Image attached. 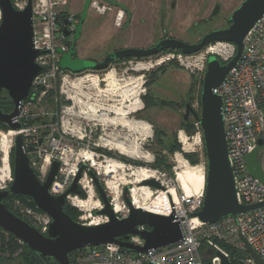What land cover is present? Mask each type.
<instances>
[{"label":"rangeland","instance_id":"374dc122","mask_svg":"<svg viewBox=\"0 0 264 264\" xmlns=\"http://www.w3.org/2000/svg\"><path fill=\"white\" fill-rule=\"evenodd\" d=\"M86 1L60 0L58 10L60 13H73L79 22V15L88 6ZM93 1L94 4H89L82 35L77 41L76 54L79 58L102 61L114 50L148 48L164 37H175L188 43L198 42L207 32L228 26L231 14L244 0H116L127 6L130 19L126 11L105 0ZM217 4L220 11L213 16L212 11ZM174 52L178 51L167 50L148 58L113 61L105 70H88L77 74L65 71L44 95H37L24 122L26 126L36 129L35 137H55L59 141L58 147L72 149L66 152L68 165L63 166L66 172L73 165L82 163L84 157L88 159L86 163L94 162L93 168L89 166L88 169L100 173L98 177L108 190L110 185L116 186L120 202L126 187L135 188L139 194L147 192V189H142L143 181H136L144 168L152 169L149 179L155 178L154 173H165L167 179H176V186L173 187L179 194V191H183L182 184L189 182V179H201L202 172L204 175L206 172L205 147L203 141H199L194 119L189 117L187 121L184 120L187 103L200 112L199 97L206 69L186 67L177 59L159 64L162 58ZM217 59L221 64L226 63L219 57ZM147 96H152L157 104L146 108L144 97ZM31 120L35 122L31 124ZM188 124L192 126L191 133L185 128ZM145 125L149 128L148 132ZM156 130L161 135L156 134ZM16 135L12 130L0 128L2 188H7L12 182L11 153L14 155ZM34 136L27 137L29 142L34 140ZM161 136L165 141L164 147L159 145ZM107 141L110 145L118 142L130 149L137 146L145 157L126 156L112 146H105ZM174 142L180 145V149L171 152ZM45 146L43 143L40 147L32 148L37 162L34 167L39 176L45 163ZM99 149L110 150L113 156ZM159 153L165 157L170 170L151 166L157 164ZM115 154L124 155L140 164L122 161ZM192 158L196 164H192ZM113 162L120 164V167L116 168L115 178L111 179V176L103 174V168ZM85 171L80 187L86 196L71 194L67 199L68 204L80 211L79 222L98 218L96 211L103 207L92 177L88 170ZM90 192L93 193L91 202L83 209L79 203L87 200ZM109 192L111 196L116 195ZM142 199L143 195L138 203H142ZM8 204L23 219L34 223L35 218L27 214L28 207L21 200L12 198ZM8 256V253L0 252V264H16L20 260L18 256L15 259ZM207 261L211 264V259Z\"/></svg>","mask_w":264,"mask_h":264},{"label":"water","instance_id":"95a60500","mask_svg":"<svg viewBox=\"0 0 264 264\" xmlns=\"http://www.w3.org/2000/svg\"><path fill=\"white\" fill-rule=\"evenodd\" d=\"M105 1L129 12L126 5L116 0ZM86 3L88 6H85L81 13L69 50L65 52L59 49L61 68L74 74L88 70H105L115 60L128 57L148 58L167 49H179L185 54H192L219 41L236 45L235 56L225 64H221L216 55L209 57L200 95V112L198 113L190 103L186 106L185 120L192 116L200 122L206 155L203 206L190 216L198 217L205 223H215L229 215H237L263 206L264 202L243 205L237 200L222 114V98L213 93V88L221 84L237 64L243 51L244 37L264 13V0H244L231 14L228 26L207 32L198 42L188 43L175 37H164L148 48L127 47L114 50L102 61L75 57L77 41L81 38L92 0H87ZM219 11L220 5L217 4L212 15H217ZM0 12V93L7 91L14 103V109L10 113L0 109V122L8 125L10 130L18 131L22 128V123L17 120L19 104L29 96L35 77L42 71V67L36 63V57L41 51L34 48L32 0H29L28 6L23 10L16 9L12 0H0ZM63 32L67 37L71 35L66 27ZM259 143L262 146L249 153L246 160L250 173L264 182V174L257 157L258 152L264 148V139H260ZM28 149L32 150V147ZM30 159L24 135L19 133L14 142L13 180L8 188L0 189V229L26 244L45 264H73L70 254L87 246L115 243L125 251L143 253L151 249L165 248L183 238V228L174 213L166 216L135 207L128 187L124 189L123 197L130 207V212L127 217L119 218L110 203L104 185L92 169H89L88 173L103 203V208L96 211V214L105 215L109 220L99 225H86L74 220L64 210V206L71 194L81 193L79 182L88 165L83 163L79 166L77 175L65 192L53 195L50 193V188L59 171L60 162L52 161L47 177L41 180ZM142 185L167 191L154 178L143 181ZM10 195L30 199L52 218L47 234L41 233L35 226L6 206L5 199ZM140 225L147 226V229L139 230ZM131 235L140 236L144 240V245L131 242ZM243 241L255 264H264V259L244 237ZM212 255L219 256L221 264L229 263V258L222 251L211 249L204 253V261L206 262Z\"/></svg>","mask_w":264,"mask_h":264},{"label":"built area","instance_id":"2783aa9c","mask_svg":"<svg viewBox=\"0 0 264 264\" xmlns=\"http://www.w3.org/2000/svg\"><path fill=\"white\" fill-rule=\"evenodd\" d=\"M12 3L16 9L23 10L28 6L29 0H12ZM59 4L60 0H32L33 42L34 48L41 51L36 57V63L42 67V71L35 77L29 96L20 101L17 120L22 123V128L14 131L17 134L22 133L24 135L26 150L31 157L30 161L33 167L36 166L37 162L34 158V151L29 150L28 147H40L43 143L47 145L43 149L45 163L40 172V176L44 180L47 177L52 161L58 160L60 162L59 171L50 188V193L53 195L65 192L77 175L79 166L88 160L84 157L82 163L73 165L66 172V168H63V166L68 165V161L65 160L67 157L66 152L72 151V149L69 147L62 149L58 147L59 141L55 137H47L45 139L35 137L36 129L26 126L24 122V119L29 117L30 105L34 103L37 95L39 93L44 95L53 82L57 80L58 76L65 72L60 65L61 53L59 49L65 52L69 50L79 22L73 13H66L64 18H61L58 10ZM91 4H94L93 0ZM65 27L71 33L68 37L63 32ZM236 51L235 44L219 41L209 44L196 53L185 54L181 51L171 53L168 57L162 58L159 64L167 60L177 59L178 62L186 67L205 70L211 55H216L227 63L235 56ZM213 93L220 95L222 98V114L237 200L243 205L263 203L264 182L250 173L246 157L257 147H261L262 144L259 143V140L264 139V13L244 37L243 51L237 64L230 70L223 82L213 88ZM193 119L198 129L199 141L201 142L202 130L200 122L195 118ZM32 135H35L34 140L29 142L27 137ZM257 157L264 174V148L258 152ZM86 164L88 167H92L94 162ZM204 166L206 170V155ZM88 167L85 170H89ZM85 174L86 171H84L83 175ZM96 175L99 176L100 173L96 172ZM154 175V179L159 181L167 190L169 186H176L174 185L176 179L174 181L173 179H167L165 173H159L158 175L154 173ZM10 179L13 180L11 177ZM205 184L193 195H186L183 191H179L177 201L169 200V205L164 207L168 213H157L166 216L174 213L175 217L180 220L183 228V238L179 242L165 248L151 249L143 253L125 251L124 248L115 243L87 246L73 251L71 262L73 264H205L204 253L209 249L213 251L220 250L229 258V253L221 247L220 243L222 242L236 249L247 251L243 237L264 259V205L237 215H229L215 223L202 222L198 217H191L190 215L199 211L203 206ZM0 189L3 188L0 187ZM105 189L116 215L119 218L127 217L130 207L124 197L119 202V196L116 199L115 196H111L107 186H105ZM131 189L128 188V191L132 199ZM24 204L28 207L27 214L35 218L32 225L41 233L47 234L52 218L37 206L33 207L29 204ZM133 205L140 207L134 203ZM37 210H40L41 213L38 214ZM97 216L102 218V223L109 220L105 215ZM92 220L81 223L91 225L90 222ZM138 229L145 230L147 226L140 225ZM130 241L137 245H144V240L137 235H131ZM208 259H211V264H221L219 256L212 255ZM244 262L246 264H255L254 259L250 255L244 259Z\"/></svg>","mask_w":264,"mask_h":264},{"label":"trees","instance_id":"16d2710c","mask_svg":"<svg viewBox=\"0 0 264 264\" xmlns=\"http://www.w3.org/2000/svg\"><path fill=\"white\" fill-rule=\"evenodd\" d=\"M61 17L64 18V16L66 15L64 12L60 13ZM81 17V15H79V18ZM167 50H176V51H181L179 49H167ZM164 50V51H167ZM134 57H128V58H124V59H118V60H125V59H132ZM142 59V58H140ZM117 61V60H115ZM67 71V70H65ZM69 72V71H67ZM85 72V71H84ZM83 73V72H82ZM74 74V73H72ZM202 91V90H201ZM201 95V93H200ZM145 99V107H151L156 105V100L153 99L152 96H147L144 97ZM199 102H200V97H199ZM0 109H2L4 112L6 113H10L13 111L14 109V103L11 100V98L9 97V95L7 94L6 91H4L3 93H0ZM185 120V117H184ZM187 121V120H185ZM35 121L31 120L30 123L33 124ZM0 128L4 129V130H10L9 126L1 123L0 122ZM185 128L187 130V132L191 133L192 132V126L191 125H185ZM156 134H160V132H158L157 130L155 131ZM161 135V134H160ZM159 145L161 147H164L165 145V141L164 138L161 136L159 138ZM177 149H180V145L176 142L173 143L170 151L173 152ZM14 150V147H13ZM103 152H105L107 155L113 156V153L110 152V150H102L99 149ZM115 156H117L120 160L125 161V162H129V163H134V164H140V162L135 161L133 159H130L124 155H120V154H115ZM189 157V155H187ZM13 160H14V155L13 152L11 153V169H12V174H13ZM192 164H196V161L192 158L191 159ZM157 164H152L151 166H162L168 170L171 169L170 165H167L165 157L159 153L158 157H157ZM37 172V171H36ZM97 190V189H96ZM82 197L86 196L85 191H83L81 194H79ZM12 198H19L21 199L24 203L29 204L33 207H36L35 203L33 201H31L30 199L24 197V196H19V195H10L8 198L5 199V204L6 206L12 210V208L9 206L8 204V200L12 199ZM64 210L74 219V220H78V217L80 215V211H78L75 207L71 206L70 204H68L66 202L65 206H64ZM14 213H16L14 210H12ZM17 215H19L18 213H16ZM20 216V215H19ZM21 217V216H20ZM221 247L224 248L228 253H229V263L228 264H246L244 262V259L249 256L247 251L244 250H239L236 249L226 243H220ZM0 252H4V253H8V257L9 259H15L17 256L19 257V261L21 262V264H45V262L34 252L32 251L26 244L22 243L19 239H17L16 237H14L13 235L6 233L5 231H3L1 229V233H0ZM129 252H133V251H129ZM72 253L70 254V259L71 258ZM205 264H210L209 261H206Z\"/></svg>","mask_w":264,"mask_h":264},{"label":"bare ground","instance_id":"6f19581e","mask_svg":"<svg viewBox=\"0 0 264 264\" xmlns=\"http://www.w3.org/2000/svg\"><path fill=\"white\" fill-rule=\"evenodd\" d=\"M144 128H145V130L147 132L149 131V128H148L147 125H145ZM123 145L118 143V142H117V144L110 145V142L107 141L105 146H109V147L112 146V148H115L120 153H122V154H124L126 156H129V157H132V158L145 157L144 155L140 154V151L138 150L137 146H134L132 149H130V148L124 147ZM119 165L117 164V162H113V164L107 165L106 167L103 168V174L105 176L106 175L107 176H111V179H114L115 178V173H116V168L120 167ZM204 170H205V166H204ZM150 171H151L150 169L144 168L142 171H140V174L136 178V181L137 182H142V181L148 180L150 178V176H151ZM189 180H190L189 182H193V183L187 182L184 185L182 184L181 189L183 190V192L186 195H193L199 189H201L204 186V184H205L204 172H202L201 179H194V180L193 179L192 180L189 179ZM109 188H110L109 189L110 191H112V192H114L116 194L114 196H116V199H117L118 198V193H117V190H116V186L115 185H110ZM143 188L147 189V192L146 193L141 192L142 193V194L140 193L141 195L139 194L138 190H136L135 188L130 191L132 199L134 200L133 203L136 206L143 207V208H145V209H147L149 211H153V212H156V213H168V211L165 210L164 207L169 205V200L176 202L177 199L179 198V194L177 193V190L173 186H169L167 191H165V190H155L154 191V190L150 189L147 186H142V189ZM92 195H93V193L90 192L89 198L87 200H85V201L80 202L79 205L82 206V208L83 207H87L89 205V203L91 202ZM142 195H143L142 203H138V200L141 199ZM90 216L91 215H89V217ZM102 222H103L102 218L98 217V218L93 219L90 222V224L91 225H95V224L102 223Z\"/></svg>","mask_w":264,"mask_h":264},{"label":"flooded vegetation","instance_id":"af4514ba","mask_svg":"<svg viewBox=\"0 0 264 264\" xmlns=\"http://www.w3.org/2000/svg\"><path fill=\"white\" fill-rule=\"evenodd\" d=\"M126 13H127L128 18H129V12L126 11ZM75 57H78L77 54L75 55ZM69 72H70V71H69ZM70 73H72V72H70ZM4 91H5V90H4ZM4 91H3V92H4ZM3 92H1V93H3ZM6 92H7V91H6ZM7 94H8V93H7ZM191 117H192V116H191ZM8 187H9V186H8ZM8 187H7V188H8ZM81 190H82V188H81ZM82 192H83V190L81 191V193H82ZM81 193H80V194H81ZM67 201H68V200H67ZM16 264H21V262L18 261V263H16Z\"/></svg>","mask_w":264,"mask_h":264}]
</instances>
